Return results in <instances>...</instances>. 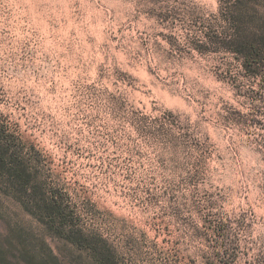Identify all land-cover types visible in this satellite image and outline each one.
<instances>
[{"label":"rangeland","instance_id":"obj_1","mask_svg":"<svg viewBox=\"0 0 264 264\" xmlns=\"http://www.w3.org/2000/svg\"><path fill=\"white\" fill-rule=\"evenodd\" d=\"M0 264H264V0H0Z\"/></svg>","mask_w":264,"mask_h":264},{"label":"trees","instance_id":"obj_2","mask_svg":"<svg viewBox=\"0 0 264 264\" xmlns=\"http://www.w3.org/2000/svg\"><path fill=\"white\" fill-rule=\"evenodd\" d=\"M20 178H21L22 181L25 180V177H24V175H23L22 173H21V175H20Z\"/></svg>","mask_w":264,"mask_h":264}]
</instances>
